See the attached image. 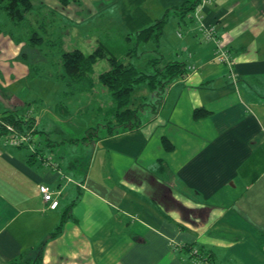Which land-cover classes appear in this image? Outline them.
I'll list each match as a JSON object with an SVG mask.
<instances>
[{
    "label": "crops",
    "instance_id": "1",
    "mask_svg": "<svg viewBox=\"0 0 264 264\" xmlns=\"http://www.w3.org/2000/svg\"><path fill=\"white\" fill-rule=\"evenodd\" d=\"M168 1L142 0L151 19L168 15L159 45L150 40L139 48L145 64L156 52L164 61H185L188 70L167 87L156 113L145 107L141 126L110 135L101 127L85 166L71 161L62 138H83L90 124L76 137L79 125L71 133L45 128L56 145L45 148L43 138L36 147L56 165L32 159L26 147L6 146L0 133V264H191L196 246L218 264H264V0H213L201 11L206 23L217 24L232 65L217 58L216 42L200 35L198 21L180 19ZM128 3L33 0L28 16L51 38L72 29L75 48L90 53L98 38L89 24L128 27ZM21 49L0 31V117L17 110L45 124V101L35 96L37 105H29L27 87L19 92L9 84L49 80L57 107L68 86L53 71L32 79L17 59ZM149 94L137 88L134 102ZM72 96L62 98L70 111ZM196 109L208 113L196 117ZM41 183L64 191L57 208L43 200ZM64 213L61 233L50 237Z\"/></svg>",
    "mask_w": 264,
    "mask_h": 264
},
{
    "label": "trees",
    "instance_id": "2",
    "mask_svg": "<svg viewBox=\"0 0 264 264\" xmlns=\"http://www.w3.org/2000/svg\"><path fill=\"white\" fill-rule=\"evenodd\" d=\"M62 1L65 4L68 2V0ZM141 2L142 0H130V7L126 5V8L124 9L126 23L131 31L132 29L134 30V34L137 37L136 44L133 46L134 51H136L137 44L148 42L150 40L155 42L158 46L167 22L168 13L159 19H151V17H149L141 8ZM199 2L200 0L168 1L174 14L178 15L180 19L184 21L186 18L195 21L192 13ZM33 8V0H0V31H6L11 37L15 38V36L18 35L16 34L15 28L18 27L19 29H22L24 28V25L26 27V25L31 23V21L27 19V14L33 10ZM7 19L11 22L14 28L10 27L6 29ZM33 32L34 34L37 33L36 30ZM35 35L39 36L38 33ZM41 38L43 37H30L26 41V45L22 52L17 57L18 59H22L25 63H29V76L31 78L40 74L35 68V64H32V61L29 60V57L41 52L38 45L41 43ZM128 38L130 39L132 36H128ZM60 40L61 39L56 40L55 43L59 44ZM51 42L50 45H52ZM26 49L30 50L28 51ZM59 51L61 60L56 64L55 62L52 63V65L56 70V76L68 86L66 92H61V100L58 104L59 113L63 117H69L71 111L62 98L66 95H75L92 91L94 89V80L91 73L94 63L98 58L107 56L111 67L100 74L99 80L110 91L111 107L109 112H114L118 115V120L114 122V124L109 123L107 127L104 126L107 135L114 134L120 130L133 129L141 126L145 120L143 117V110L146 109L145 107L150 106L151 112L156 113L161 106L167 87H169V85L178 77L184 75L188 70L185 61L169 60L163 62L164 57L162 55L150 58L146 63L147 65L144 67H139L134 63L124 64L122 59L116 54H112L111 52L108 53L102 43H100L93 52L88 54L79 48L65 50L61 44H59ZM129 51L127 53H129ZM141 87H147L150 94L143 96V99L139 103H135L133 93L137 88ZM206 113L208 112L202 109L195 110L196 117H200ZM3 121L14 124L20 130H27L32 127L36 130L35 120L31 119V117L23 119L17 110L5 114ZM4 122L1 121L2 124ZM1 123L0 133L4 134L6 132V127ZM99 136L100 135L97 132V139ZM66 216L67 214L64 213L63 220L58 226L57 231L52 233L50 237H54L61 233ZM43 246L44 242L39 246L40 255L37 259L38 263L42 261ZM204 253L207 254L205 250ZM208 255L210 256V254Z\"/></svg>",
    "mask_w": 264,
    "mask_h": 264
},
{
    "label": "rangeland",
    "instance_id": "3",
    "mask_svg": "<svg viewBox=\"0 0 264 264\" xmlns=\"http://www.w3.org/2000/svg\"><path fill=\"white\" fill-rule=\"evenodd\" d=\"M128 4H129L128 5V7H129L130 3H128ZM114 13H117V11ZM27 19L28 20L30 19L28 14H27ZM42 19L46 23L51 21L49 16L42 17ZM93 23H94V25L89 24V29H91L92 31H95V33H97L98 41L96 42V47H98L99 44L102 43L105 46V49H107L108 53L111 52L112 54L113 53L116 54L120 59H122L124 64H129V63L135 64V62H137L138 63L137 66H139V67H144L143 65H145V66L147 65V64H145V62H144L145 59L143 58L144 53H146V52H144L143 50H141L139 48L140 43L137 44L136 51H134V49H133V46H135L136 41H137V37L134 34L133 29H132V31H133L132 32L129 26L128 27L122 26V27H115V28L107 27L109 25L103 26L104 22L101 20H96V19H93ZM7 24L9 25V27L14 28V26L12 24H10L8 22H7ZM110 25H112V23H110ZM7 28L8 27L6 26V29ZM58 28H59V26H58ZM78 29H79V27H78ZM35 30L37 31V33L39 34L40 37L41 36L43 37L40 39L41 43L38 44L40 49H41V52L37 55L30 56L29 60L32 61V64H35V68L39 71V73L47 74V73H49V71L55 72L56 70L53 67L52 63L55 62V64H56V63L60 62V60H61L60 51H59V44H61L65 50H70L72 48L77 47V42L72 40V38H73L72 29H70V30L65 29V31H63L62 37L56 35L55 38H51V37H48V34H46V36H45V34H44L45 32H43V30L39 31V29H37V26H35L33 23L26 25V27L24 25V28H22V29H19L17 27V28H15V31H16V34H18V35H16L14 39L17 40L18 43L22 44V49L20 50V53L22 52L23 48L25 47L26 41L30 37H32V36H34L35 38L39 37V36L35 35L37 33L34 34L33 31H35ZM102 31H104V34H102ZM99 33L101 36H99ZM128 36H132V38L129 39ZM58 39H61V40L59 41V44H56L55 41ZM75 40H76V38H75ZM50 42L52 43V45H50ZM142 43H144V42H142ZM26 50L29 51L30 49H26ZM129 50H131V51H129ZM93 51H91V52H93ZM128 51H129V53H127ZM133 52H137V53H133ZM157 52H159V51H157ZM86 54H88V53H86ZM140 56H141V58H140ZM157 56H160V54L154 52L150 57L153 58V57H157ZM139 59H142V60H139ZM19 60L23 61L22 59H19ZM147 62L148 61H146V63ZM163 62H165V61L163 60ZM26 64L30 68L29 63L26 62ZM110 67H111V64H110L107 56L106 57L105 56L100 57L96 60V62L94 63V66H93L92 73H91V76L93 77V80H94V89L90 92L89 91L85 92V94L83 96L80 94L72 96L71 104H70V107L72 108L71 109L72 112H71L70 118H68L69 121L66 118H62L59 115L57 103L53 104V101L51 99V93L53 90V86H52L53 82H51L49 80L43 81L42 79H34V82H33L34 84H32V82H31V84L33 85L32 87L28 86L27 82H25L23 80L22 81L18 80L16 82H14L13 85H11V83L9 84V86H11L12 88H15V90L19 91V92H23L22 91L23 88L27 87V90L24 88V91H27L29 96L32 98L31 103L29 105H33V106L37 105V103H35V96H40V98H42L45 101V103H46L45 107L48 108L45 111L46 115L44 116V121H46V122H44L45 124H43V122H40L39 120H35L36 130H34V131H36L35 135H38L37 136L38 139L44 138L45 148L51 149L52 147H54L56 145V142H54L55 140H53L52 138L47 136L45 128L50 129V128L54 127V128H57L58 131H60V132H62V128H63L67 133H69V132L71 133L72 126L74 128H76L75 125H79L75 129L76 133L74 134V136L76 137V134H78V135L81 134L80 133L81 129H78V128H81L80 125L86 126V125L90 124L88 126V128L86 129L87 134L85 137L74 139V138H70V136H68V137L62 138L63 139L62 142H64L63 147H65L66 149L67 148L69 149V154H70L69 158L71 159V161H73L74 163L81 162L83 164V166H85V162L90 157V154L92 153V150H93V148L97 142L98 130H100V128L103 126L107 127L109 125V123L114 124V122H116L118 120V115H116L114 112L110 113L109 112L110 108H107L108 98L111 97L110 91L99 80L100 74L102 72L108 70ZM95 77H97V78H95ZM60 81H61V79H60ZM3 91L4 90L0 88V92H3ZM139 93H142V91H139ZM137 100L141 101V98H138ZM3 118H4V116L0 117V123H1V121L4 122ZM54 120L55 121L59 120V122H55ZM70 121L73 122V124H70ZM47 122H51V123H47ZM47 124H48V126H44ZM54 124H56L57 126H54ZM2 125H4V124H2ZM57 129H55V130H57ZM44 133H45V136L43 135ZM31 158L32 159H36V158L38 159L39 158V159H41L42 162H46L47 164L52 163V164L56 165L59 162L55 158V156L44 152V149H42L40 151L39 150L34 151L31 154ZM68 181L74 182V183L75 182H78V183L82 182V181H78V180L74 181L71 179H68ZM30 185L32 187V182L30 183ZM63 194H64V191L62 190L60 193V196ZM59 200H60V198H59ZM195 248L198 249L199 251H202V252L204 251V248H201V247H197V246L196 247H190L189 251L191 254V257H190L191 264H192V259H193L192 253H193V250Z\"/></svg>",
    "mask_w": 264,
    "mask_h": 264
},
{
    "label": "built area",
    "instance_id": "4",
    "mask_svg": "<svg viewBox=\"0 0 264 264\" xmlns=\"http://www.w3.org/2000/svg\"><path fill=\"white\" fill-rule=\"evenodd\" d=\"M213 0H200L199 4L193 10V17L198 21L199 33L205 40H214L216 42V56L217 58L228 65H232V56L230 51L222 45L220 40L218 39V28L216 23H206L203 20V16L201 11L209 4H211ZM232 81L238 80V73L235 69L231 68ZM4 126L6 127V132L4 133V144L8 147H26L30 151L34 152L37 150V142L38 135H35V128L32 127L27 130H20L17 126L10 122H4ZM40 192L42 194L43 200L50 208H57L60 205V193L61 189L58 191L53 190L48 184L41 183L39 185ZM192 264H218V262L208 255V253H204V251H199L198 249H194L192 253Z\"/></svg>",
    "mask_w": 264,
    "mask_h": 264
}]
</instances>
